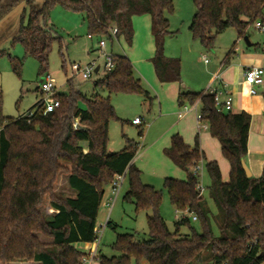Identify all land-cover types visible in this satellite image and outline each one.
I'll return each mask as SVG.
<instances>
[{"label": "trees", "instance_id": "obj_1", "mask_svg": "<svg viewBox=\"0 0 264 264\" xmlns=\"http://www.w3.org/2000/svg\"><path fill=\"white\" fill-rule=\"evenodd\" d=\"M192 1L195 12L188 30L208 49L228 28L243 37L248 26L256 21L264 23V0ZM22 2L28 10L26 24L20 25L12 41L19 42L25 54L37 60L39 74L47 72L52 43H61V36L50 22V12L56 4H62L84 13L91 37H123L129 45L134 34L133 17L149 15L154 41L150 61L156 78L161 83L180 82V59L164 53L166 37L176 33L170 30L167 17L174 11L173 0H0V20ZM112 28H116L114 35ZM113 63V68L96 80V87L105 88L109 94L138 93L151 98L127 56L113 54ZM10 64L18 73L21 62L10 56ZM67 82L69 90L55 92L53 97L59 105L46 114L38 113L39 100L32 107V116L6 117L1 111L0 95V263L84 264L85 254L77 245L94 241L104 187L115 175L125 174L128 189L123 200L132 203L136 212H151L146 218L147 237L117 233L110 244L117 255H100V264H130L132 260L199 264L206 249L211 264H264V163L258 177L247 176L242 165L248 150V112L217 111L209 92H178L179 107L199 101L200 121L218 141L230 171L228 181H223L218 163L205 162L210 197L221 212L215 235L210 211L197 187L200 176L192 170L204 160L198 136L189 145L174 133L163 153L185 172V178L163 179L169 201L180 215L170 231L159 211L162 192L142 183L141 171L133 164L138 144L127 138L124 148L108 149L110 121L124 122L116 116L109 97L95 93L86 97L71 80ZM262 96L264 101V92ZM80 101L85 107L79 105ZM62 173L72 194L56 193ZM44 202L46 213L41 210ZM190 216L200 222V230L190 224ZM183 226L188 227V233L181 232Z\"/></svg>", "mask_w": 264, "mask_h": 264}, {"label": "rangeland", "instance_id": "obj_2", "mask_svg": "<svg viewBox=\"0 0 264 264\" xmlns=\"http://www.w3.org/2000/svg\"><path fill=\"white\" fill-rule=\"evenodd\" d=\"M173 6L174 11L167 16H169L170 29H177L178 32L176 37L165 39V54L178 57L184 66L185 74L198 73L196 75L204 77L205 72L212 64L217 60H223L230 49H237L238 46L255 50L258 55L263 54L264 32L257 29L254 24L250 25L248 29V39L254 43L253 46H247L245 39L238 37L235 29L228 28L218 35L214 46L208 49L199 40L194 39L188 30V24L195 12L193 1L173 0ZM27 15V7L22 2L13 7L0 20V52L3 51L0 53V95L1 111L6 117L16 118L18 115L27 114L41 97L37 92V87L44 74H39L37 60L26 55L19 42L12 41V36L16 34L20 25L26 24ZM83 18V12L69 9L62 4H56L52 8L50 22L53 23L54 28L61 36V43L58 41L52 43L46 73L54 79L56 90L59 92H67L69 90L67 80H71L74 88L86 97L93 93L109 97L116 116L124 122L122 123L118 119L110 121L108 149L118 151L124 148L127 138L138 144L133 164L141 171L142 183L151 185L162 192L159 211L168 229L173 231L174 222L177 220L174 218L176 210L171 205L167 192L163 188V179L165 176L185 177V174L164 155L163 149L165 143L170 141L171 134L177 131L176 128H173V122L177 120L176 114L183 107H179L177 104L176 88L178 84H161L155 77L150 61L154 49L150 32V17L147 14L133 17L134 34L130 45L123 37H113L112 40L105 36L90 38L87 24ZM99 40H104V47L99 46ZM192 41L195 42V47L189 44ZM236 52L238 56L244 53V51ZM102 53L127 56L133 66L135 76L140 78L142 87L149 91L151 98L148 99L138 93L109 94L105 88L96 87V80L104 73L105 58ZM235 55L230 53V60L235 58ZM10 56L21 62L18 73H15L11 68ZM205 59L209 63H205ZM93 61L96 66H100V70L97 73L94 72L90 78L83 79L74 75L71 70L73 62L86 65ZM79 105L85 107V103L82 101L79 102ZM133 117H138L144 122L139 126L133 125L130 122ZM140 128H142V136H139ZM199 165L202 166L200 184L204 198L203 203L210 211L212 230L215 235H218L221 212L210 197V180L205 170V161H200ZM65 180L66 174L62 173L55 186L56 193L63 195H67L69 192L73 193ZM127 189L128 180L125 176L113 206L111 208L103 204L100 206L96 227L102 229L103 226V230L99 235L100 251L98 254L106 257L117 255V252L110 246L117 233H137L139 237H147L146 218L151 212L149 210L136 212L132 203L124 201L123 195ZM109 192L110 189L107 187L102 198L103 203ZM45 202L41 206L44 213L47 212V203ZM106 221H109L110 224L106 225ZM190 224L196 230H200V222L191 216ZM181 232L188 233V227L183 226ZM209 256L210 251L206 249L199 264H211ZM97 259L98 257L94 261ZM84 264H88V262ZM130 264H146V261L141 260L139 263H135L132 260Z\"/></svg>", "mask_w": 264, "mask_h": 264}, {"label": "crops", "instance_id": "obj_3", "mask_svg": "<svg viewBox=\"0 0 264 264\" xmlns=\"http://www.w3.org/2000/svg\"><path fill=\"white\" fill-rule=\"evenodd\" d=\"M167 17L169 20V16ZM169 25H170V21H169ZM248 29H249V26L247 28L246 35L243 36L242 38L244 39L246 37L245 42L247 46H253L254 43L248 39L249 37ZM170 30L176 33L175 35L167 36L166 39L177 36V32H178L177 29L175 30L170 29ZM151 37H152V34H151ZM152 41H153V37H152ZM189 44L193 47H195L196 45L194 41L189 42ZM153 45H154V41H153ZM263 49H262L263 54L258 55L257 51L251 50L250 48L245 49L243 48V46H238L237 49L233 48V51L231 52V54H236L235 58L230 60V56L228 57L226 54L223 60H217L214 64H212L211 67H209V69L205 72L204 77H200L196 75L198 73L185 74V71L183 69L184 66L181 63L180 82L161 83L157 79V81L161 84H174V83L176 84L177 83L178 87L176 88V95H178L179 91L210 92L211 89H218L221 87L223 83L226 84V89L232 96L231 111L232 112L245 111V112H248L251 116L249 133H248V142H247L248 150H247L246 156L244 157L243 162L246 164V166L251 172V175L254 177H258L261 174L263 163H264V122H263L264 101H263V96H262V93L264 92V74H263V84L255 87L256 93L251 94L249 92L251 86L244 81L243 71L247 66H262L264 69V50ZM236 51L238 52L244 51V53L238 56ZM153 52H154V49H153ZM164 53H165V43H164ZM169 57H172V56H169ZM206 60L207 59H205V63H209V61L207 60L206 62ZM96 69L97 71H95V73L99 72L100 66L97 65ZM37 92H39V95H40L39 86L37 87ZM55 92H59L56 90V86H55ZM39 100H40V97L38 101ZM185 106H188V108L186 110H183V108L181 111L179 110L176 114L177 120L173 122V128H176L177 130L175 133L180 134L182 138L184 139V141L189 145H193L194 138L197 135L198 141H199V148L203 152V155H204L203 161L205 162L213 161V160L216 161L219 165L222 180L228 181L230 167L226 159H224V157L221 154L220 145L218 141L212 136H210L207 129L200 128L199 126V123L197 120V115L199 114V110H200L199 101L195 102L193 105H185ZM180 112H182V115L178 116V113ZM19 116H24V115H18L17 117ZM142 122L144 121L141 120L139 124H133L131 122V124L139 126L142 124ZM173 134H171V136ZM169 142L170 141H167L165 143V147L169 146L170 144ZM81 145L84 148L86 147V144L84 142H82ZM109 150L113 151L111 149ZM181 171L185 174L183 170ZM165 177H170V176H165ZM184 178L185 177H178L176 179H184ZM107 187H109L110 189L109 195L106 197L104 203L103 201H101L100 206L103 204L104 206L108 207L106 205V202H108L109 198L111 197L110 196L111 188H110V185L105 186L104 194H105V189ZM175 213L176 215L174 218L178 219L179 214L176 211ZM97 218H98V215H97ZM107 222L108 221H106V225H107ZM77 247L80 250L85 249L88 251L95 249L96 257H99L100 255H102V254H98L100 251L99 244L97 246H94V244L92 243H84V244L77 245ZM107 257H110V256H107ZM95 259H93L88 264H100L99 262H97L98 259L97 261H94ZM0 264H40V262L10 261V262L0 263Z\"/></svg>", "mask_w": 264, "mask_h": 264}, {"label": "built area", "instance_id": "obj_4", "mask_svg": "<svg viewBox=\"0 0 264 264\" xmlns=\"http://www.w3.org/2000/svg\"><path fill=\"white\" fill-rule=\"evenodd\" d=\"M254 25L257 29H259L261 32H264V23L261 21L254 22ZM116 33V28L111 29V34L114 35ZM91 38V35H88ZM105 42L104 40H99V46L104 47ZM103 57L105 58L103 71L104 73L110 71L113 66V54L111 53H102ZM207 61V60H206ZM97 66L95 62L88 63L86 65H81L79 63H72L71 64V70L73 71L74 75L80 76L83 79L90 78L92 74L95 72ZM263 74L264 69L262 66H247L243 71V78L244 81L251 86L249 92L251 94L256 93L255 87L263 84ZM39 91H40V101H41V108L38 111V113L46 114L48 112L53 111L58 105L59 101L58 99L54 98L55 94V82L54 79L48 74H44V77L39 84ZM213 96L214 104L217 109V111H231L232 109V96L226 89V84H222L220 88L218 89H211L210 92ZM188 106H184L183 110H186ZM35 113V111L31 110L24 116L30 117ZM182 112L178 113V116H181ZM197 120L199 123L200 128L207 129V125L205 123H201L200 121V114L197 115ZM133 124H139L141 122V119L138 117H135L131 120ZM201 169L202 166L198 164L193 165L192 170L195 174L198 176H201ZM125 177V174H117L115 175L113 181L110 184L111 188V197L109 198L108 202H106V205L111 208L118 193L121 188L123 179ZM200 190H202V186L199 183L197 186ZM194 220H196V217H192ZM103 230V227L95 228V239L92 244L94 246L98 245L99 242V235L101 234V231ZM85 254V257L83 258L84 263H89L96 257V250H82Z\"/></svg>", "mask_w": 264, "mask_h": 264}, {"label": "water", "instance_id": "obj_5", "mask_svg": "<svg viewBox=\"0 0 264 264\" xmlns=\"http://www.w3.org/2000/svg\"><path fill=\"white\" fill-rule=\"evenodd\" d=\"M244 39L246 40V37H245ZM95 71H97V69H96ZM242 165H243V168H244V170H245L247 176H251V172H250V170L248 169V167L246 166V164L243 162Z\"/></svg>", "mask_w": 264, "mask_h": 264}]
</instances>
